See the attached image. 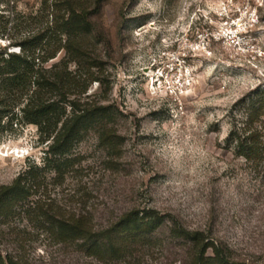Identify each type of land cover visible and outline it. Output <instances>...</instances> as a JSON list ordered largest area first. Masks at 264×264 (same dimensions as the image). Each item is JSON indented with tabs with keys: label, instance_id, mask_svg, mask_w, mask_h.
<instances>
[{
	"label": "rangeland",
	"instance_id": "374dc122",
	"mask_svg": "<svg viewBox=\"0 0 264 264\" xmlns=\"http://www.w3.org/2000/svg\"><path fill=\"white\" fill-rule=\"evenodd\" d=\"M52 1L0 0V52L18 51L22 35L50 24ZM80 2L89 12L79 32L101 60L103 77L88 91L117 107L107 124L122 135L121 150L109 152L98 128H90L73 150L77 169L62 181L48 171L36 196L84 207L97 228L134 205L156 209L163 222L128 259L110 260L55 239L19 212L0 219V260L6 264V255L23 244L28 264H183L189 246L172 231L177 223L209 234L230 260L264 264V160L254 164L225 145L233 123L243 125L248 99L264 91V0ZM228 26L240 40L219 34ZM170 65V84L191 76L177 95L158 80L156 68ZM1 109L0 184L11 182L28 159L40 161L44 148L34 124L10 123Z\"/></svg>",
	"mask_w": 264,
	"mask_h": 264
},
{
	"label": "trees",
	"instance_id": "16d2710c",
	"mask_svg": "<svg viewBox=\"0 0 264 264\" xmlns=\"http://www.w3.org/2000/svg\"><path fill=\"white\" fill-rule=\"evenodd\" d=\"M49 5L50 24L47 20L44 28L22 35L15 41L18 51L0 52L2 116L10 123L34 124L44 144L40 161L28 159L11 182L0 184V219L24 212L63 243L77 245L100 259H125L163 222L164 216L156 209L134 205L97 228L84 207L66 208L48 195L36 196L46 184L48 171L62 181L70 170L77 169L79 156L73 150L90 128H98L99 143L111 153L120 152L122 136L107 124L117 107L94 100L88 91L92 80L100 86L103 83L101 60L79 32L89 11L80 0H53ZM92 65L99 67L93 70ZM246 109L243 125L233 123L225 145L258 165L264 160V91L250 97ZM109 156L107 162H112L113 156ZM71 197L84 201L82 193L73 192ZM171 229L187 239L188 259L183 264H246L230 260L223 246L203 230L177 223ZM21 247L6 255V264H28L26 248ZM0 264H5L4 260Z\"/></svg>",
	"mask_w": 264,
	"mask_h": 264
},
{
	"label": "built area",
	"instance_id": "2783aa9c",
	"mask_svg": "<svg viewBox=\"0 0 264 264\" xmlns=\"http://www.w3.org/2000/svg\"><path fill=\"white\" fill-rule=\"evenodd\" d=\"M221 34L222 37H229L231 40H233L232 42L234 43L238 38L240 40V34H238V31L236 30H232L231 26L225 27L223 30H221ZM196 35L197 37L201 36V32L200 31H196ZM204 44V43H202ZM201 44L199 43V41L193 43H190V47L193 48V46L195 47H199ZM172 55H174L176 57L177 60H179V55H176L174 53H172ZM174 66H167L166 69H160V68H156L158 70L159 73V77L158 80H164L166 81L165 83L168 84V86L166 88H168L167 90L165 89V91L170 94V95H177L181 92H183L185 90V88L187 86H189L191 84V76L190 73H186V74H180L179 76H177L175 78V80L173 81L174 83L168 82V71L167 70H173ZM171 78V76H170ZM162 82V81H161Z\"/></svg>",
	"mask_w": 264,
	"mask_h": 264
}]
</instances>
